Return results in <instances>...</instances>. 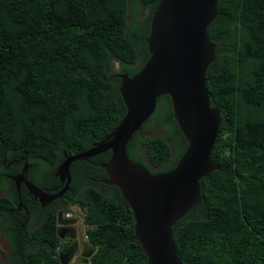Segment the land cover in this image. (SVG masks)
<instances>
[{"label":"trees","instance_id":"1","mask_svg":"<svg viewBox=\"0 0 264 264\" xmlns=\"http://www.w3.org/2000/svg\"><path fill=\"white\" fill-rule=\"evenodd\" d=\"M159 1L0 0V174L20 171L26 159L34 185L62 187L55 170L64 153L87 150L123 118L117 74L131 77L149 58L146 37ZM208 36L215 59L205 85L221 116L211 158L219 169L200 179L199 204L172 233L182 264H264V0H218ZM186 147L171 99L161 95L126 153L155 174L171 170ZM110 154L70 165L69 204L86 211L93 264H147L132 239L131 209L101 180L107 174L99 163ZM0 180L8 190L0 195L8 264H52L56 212L30 233L45 239H18L10 213L16 189L4 175Z\"/></svg>","mask_w":264,"mask_h":264},{"label":"water","instance_id":"2","mask_svg":"<svg viewBox=\"0 0 264 264\" xmlns=\"http://www.w3.org/2000/svg\"><path fill=\"white\" fill-rule=\"evenodd\" d=\"M217 14L218 0H160L146 37L149 58L133 76L117 74L126 107L117 126L87 150L64 153L55 170L63 185L58 192L49 194L28 181L27 165L17 182L24 181L29 193L45 205L69 189L73 162L110 150L109 159L99 163L107 174L103 182L117 187L131 209L132 239L139 242L147 264H182L172 228L199 204L200 179L219 169L211 151L220 130V109L210 104L205 85L206 70L215 59L208 27ZM161 95H169L187 147L171 170L152 174L129 159L126 146Z\"/></svg>","mask_w":264,"mask_h":264},{"label":"flooded vegetation","instance_id":"3","mask_svg":"<svg viewBox=\"0 0 264 264\" xmlns=\"http://www.w3.org/2000/svg\"><path fill=\"white\" fill-rule=\"evenodd\" d=\"M14 163L16 164V162ZM26 165L28 169L29 164L27 163V160H25L20 171L14 173H1L13 181L16 189L14 197L16 205L15 209L10 213L12 218L15 217L12 222L17 225L16 232L18 234V239H27L29 242H32L34 239H45L37 238L36 236L30 235V233L42 223L47 215L56 212L54 239L59 240V245L53 255L54 262L52 264H93L92 258L95 254L96 248L88 242V238L85 234L87 229V225L85 224V209L75 204H69L71 198L68 195V191L70 189H68L63 196L42 205L38 198L29 193L24 181H20V183L17 182L19 175ZM8 166H11V162L8 163ZM24 176L30 181L27 171ZM11 177H14L15 179H12ZM101 180L103 181L104 179ZM0 184L1 186L3 185L1 180ZM4 188L2 189H4L6 194L0 195L8 196V190L5 186ZM61 188L55 187L46 191L41 190L53 194L58 192ZM22 190L25 191L23 199L21 193ZM109 194L111 193L109 192ZM25 197H27L28 200L25 201ZM59 214L60 216H58Z\"/></svg>","mask_w":264,"mask_h":264},{"label":"rangeland","instance_id":"4","mask_svg":"<svg viewBox=\"0 0 264 264\" xmlns=\"http://www.w3.org/2000/svg\"><path fill=\"white\" fill-rule=\"evenodd\" d=\"M139 13L141 16H143L145 14V9L143 7H139ZM115 66L118 68L119 67V63L115 62ZM153 133H157V134H162L163 136L166 135V133L162 130L159 129H150V131L148 132V134H153ZM2 175V174H0ZM4 186L0 184V194H6L4 189ZM9 261V247H8V243L7 240L3 237L0 236V264H8Z\"/></svg>","mask_w":264,"mask_h":264}]
</instances>
